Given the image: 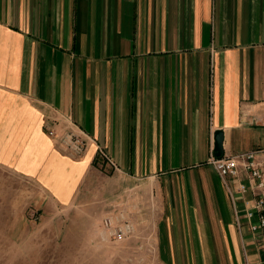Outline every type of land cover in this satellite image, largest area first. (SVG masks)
Wrapping results in <instances>:
<instances>
[{"label":"crops","instance_id":"0c3cea01","mask_svg":"<svg viewBox=\"0 0 264 264\" xmlns=\"http://www.w3.org/2000/svg\"><path fill=\"white\" fill-rule=\"evenodd\" d=\"M72 125L78 158L47 134ZM216 131L264 171V0H0V166L72 200L100 146L155 207L164 264H264L259 191L218 176Z\"/></svg>","mask_w":264,"mask_h":264},{"label":"rangeland","instance_id":"374dc122","mask_svg":"<svg viewBox=\"0 0 264 264\" xmlns=\"http://www.w3.org/2000/svg\"><path fill=\"white\" fill-rule=\"evenodd\" d=\"M99 162L72 200L0 166V264H164L155 207L144 209L133 182L105 174ZM105 218L132 232L112 235Z\"/></svg>","mask_w":264,"mask_h":264},{"label":"built area","instance_id":"2783aa9c","mask_svg":"<svg viewBox=\"0 0 264 264\" xmlns=\"http://www.w3.org/2000/svg\"><path fill=\"white\" fill-rule=\"evenodd\" d=\"M50 137L56 139L59 149L72 157H80L85 152L90 137L76 126L66 128L65 131L57 133L53 128L47 129ZM263 152L264 151H260ZM259 152H246L232 157L211 156L209 163L214 167L221 180L227 177H238L240 171L248 173V177L255 183V189L259 191V198L255 205L258 212L257 220L249 224L250 231L258 238L259 245L264 249V171L256 158ZM96 156L101 163H104L112 169H117L116 164L109 154L100 146L96 147ZM241 191L245 192V187L241 186ZM254 213L250 210L245 212V217L250 220ZM104 226L110 230L112 235L118 238L125 237L132 232V226L128 224L115 225L110 218H105Z\"/></svg>","mask_w":264,"mask_h":264},{"label":"water","instance_id":"95a60500","mask_svg":"<svg viewBox=\"0 0 264 264\" xmlns=\"http://www.w3.org/2000/svg\"><path fill=\"white\" fill-rule=\"evenodd\" d=\"M214 151H215V156L217 158H220L222 153H223V133L221 131H216L214 134Z\"/></svg>","mask_w":264,"mask_h":264}]
</instances>
